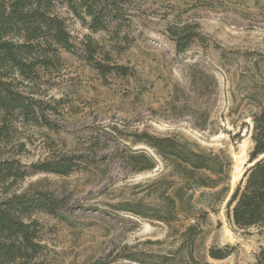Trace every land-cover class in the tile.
<instances>
[{"label":"rangeland","instance_id":"obj_1","mask_svg":"<svg viewBox=\"0 0 264 264\" xmlns=\"http://www.w3.org/2000/svg\"><path fill=\"white\" fill-rule=\"evenodd\" d=\"M125 8L120 36L127 39L112 46L104 32L91 31L67 5L57 4L75 47L49 53L33 80L12 77L16 88L43 102L52 127L8 117L0 128V157L17 159L29 170L32 163L64 157L82 164L67 175L31 171L12 185L0 184V198L37 190L57 198L61 216L41 210L29 215L40 224L43 246L33 264H149L154 254L189 250L214 264H255L264 230L231 223L226 204L254 145L246 123L255 110L251 86L264 84V0H129ZM187 29L207 42L191 41L177 51L171 30L185 35ZM88 35L101 46L96 59L129 73L96 68L87 59ZM142 132L176 134L229 152L234 164L226 200L211 205L210 191L196 188L190 207L195 218L184 212L177 221L158 220L166 181L157 180L177 177ZM132 150H146L155 167L137 171ZM190 224L197 225L191 234ZM212 247L231 253L215 259Z\"/></svg>","mask_w":264,"mask_h":264},{"label":"trees","instance_id":"obj_2","mask_svg":"<svg viewBox=\"0 0 264 264\" xmlns=\"http://www.w3.org/2000/svg\"><path fill=\"white\" fill-rule=\"evenodd\" d=\"M129 0H0V128L7 125V118L20 116L23 120L35 124L43 123L52 127L47 118L43 102L16 88L14 74L33 80L37 76L38 66L47 65V56L58 47L72 50V41L66 17L60 15L55 7L65 4L79 19L84 21L93 32L102 31L112 46L122 45L120 29L127 19L126 3ZM185 35L171 30L177 51H184L191 41L207 42V36L194 29H187ZM85 42L87 59L104 74L116 70L128 74L125 66L104 64L94 54L101 47L90 35ZM92 42H95L92 43ZM255 91V92H254ZM250 96L254 109L246 123L251 128L254 142L249 155V166L240 182L236 185L226 204L228 220L240 228L258 227L264 230V84L251 86ZM143 141L155 149L157 156L165 161L171 170L169 175L157 180L166 181L164 190L157 202L158 220L172 222L179 220L181 213L195 218L193 207L194 190L206 188L211 203L224 201L231 191L233 158L225 149L218 152L201 147L176 134L155 135L148 132L140 134ZM130 157L139 163L137 171L153 169L156 159L146 150H132ZM31 170L14 158L0 157V184L9 185L25 178L31 171L52 172L67 175L80 169L82 164L75 158L64 157L58 161L46 160L31 164ZM169 188L171 190H169ZM169 191V192H168ZM41 210L55 216H61L57 198L47 191H27L13 193L0 198V264H33L43 246L39 239L40 224L29 217ZM130 210V209H129ZM142 214L138 210H131ZM208 211L204 210V215ZM196 224H190L187 232L195 231ZM181 252V249H179ZM231 253L228 248L209 250L215 259L226 258ZM156 260L149 264H214L196 256L193 250L181 254H154ZM93 264H110L103 260ZM255 264H264V249L259 253Z\"/></svg>","mask_w":264,"mask_h":264},{"label":"water","instance_id":"obj_3","mask_svg":"<svg viewBox=\"0 0 264 264\" xmlns=\"http://www.w3.org/2000/svg\"><path fill=\"white\" fill-rule=\"evenodd\" d=\"M247 162H248V164H249V165H248V167L254 164V162H252V161H249V159H248V161H247ZM245 171H246V169L244 170V172H243V175H244Z\"/></svg>","mask_w":264,"mask_h":264}]
</instances>
